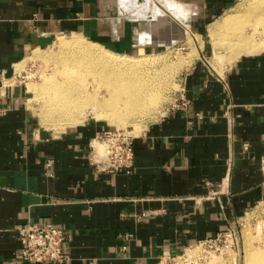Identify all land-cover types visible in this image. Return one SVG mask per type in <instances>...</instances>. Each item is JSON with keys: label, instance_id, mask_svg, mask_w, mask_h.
<instances>
[{"label": "crops", "instance_id": "0c3cea01", "mask_svg": "<svg viewBox=\"0 0 264 264\" xmlns=\"http://www.w3.org/2000/svg\"><path fill=\"white\" fill-rule=\"evenodd\" d=\"M199 1L192 15L205 24L237 0ZM142 30L157 36L119 0H0V264H35L18 233L39 223L64 230L63 264H159L264 204V51L220 72L202 49L182 78L187 107L134 136L130 172L93 164L95 124L59 135L37 127L18 66L64 33L117 53L162 48L141 44Z\"/></svg>", "mask_w": 264, "mask_h": 264}, {"label": "rangeland", "instance_id": "374dc122", "mask_svg": "<svg viewBox=\"0 0 264 264\" xmlns=\"http://www.w3.org/2000/svg\"><path fill=\"white\" fill-rule=\"evenodd\" d=\"M156 1L158 2V4H160L159 6L157 5ZM198 1L199 0H169L168 2V0H139V1L138 0H128L130 4V10H127L123 4L124 1L119 0V5L121 7L122 13L124 12V14L128 15L130 19H133V20L137 19V21H139L140 23L141 22L153 23V27L155 28L157 26H161L162 28L163 27L162 25L166 22L167 23L169 22V24H172L174 26L171 29H169L171 36L173 37L172 38L173 40L167 43L168 48H164L165 45L162 44V42H164V39H163L164 37H162V35L159 34L158 30L156 31L157 38L153 37V39L152 38L147 39L146 36H144V35H147V33L144 30H142L141 37L143 40L140 41L141 44L149 43L156 47H162V48L156 51H146V52L141 51V52L125 53V54L132 55L133 57L134 56L140 57V58L142 57V59H145L144 61L146 63L144 62L143 64L144 66L142 65L140 67L141 69H145L146 71L151 70L150 72L154 74H155V71H158V72L160 70L162 71V72L160 71L159 73L156 72V75L154 77H156L157 80H154L155 78L153 77L150 79V81L152 82L151 84L149 81V85L151 86L152 89L150 88V86L149 88L151 89L152 94H154V96L157 94L156 95V98H157L156 100L158 102L156 105L157 107L155 106L154 109H149L144 115H142V117L131 119L130 120L131 123L125 126H116L113 123H111L109 120H107L106 118L98 117L96 113L93 114V111L91 109H88L86 111L85 116L83 117L85 119H82L83 122L75 126L86 124V123H91V124H95L96 126H99V128L102 129L103 131L118 130V131L126 132L127 134L133 137L138 136L142 133V131L147 127L148 124L158 120L159 117L162 116L163 113H165L167 110L171 109L175 104L178 103L179 94L182 88L181 82H182V78L185 73L186 67L187 65L191 64L196 58L199 57V53L202 49L205 50V52L208 54V57H207L208 63H210V65L218 69L220 72L223 71L231 63H233L236 59H238L241 55L248 53L246 51H240V52L237 51L236 53L235 50H231V48L228 47V44L224 46H220L217 49L215 47L214 41L211 38V28L216 23V21L217 22L220 21L221 18L224 17V15L226 16L228 14L234 13L236 10V7L239 6L240 4L242 3L252 4V3H258V2L264 3V0H237L231 6L230 9H228L226 12H221L220 16L214 18L213 20L205 24L200 23V22L198 23L197 21H195L194 19L196 17L192 15L198 9H200V7H202L201 6L202 4L201 3L199 4ZM165 4L166 5L168 4V5L166 6ZM259 8H258L259 11H256V13L259 12L260 14H262V12H264L263 11L264 4L260 6ZM242 17L240 16V18L244 20V17L243 18ZM248 18H251V24L246 25V26L244 25V28H246L244 29V32H246V34H250L251 30H253L254 32L255 31L254 28L256 26H259L258 28L257 27L256 28L259 30L260 33L259 32L254 33L255 35L257 34L256 36L255 35L254 36L257 40H259V38L260 39L263 38L264 37V24L261 26L258 25V23H256L257 21L255 22V15L248 17ZM159 21L161 22L163 21L162 23L160 22L162 25L161 24L158 25ZM252 24L254 25L252 26ZM178 25L180 27H178ZM198 26L200 27L202 32L197 30ZM177 29H178V32H176ZM185 34L188 36L186 37ZM257 36L258 37L261 36V37L258 38ZM174 37L176 38L177 41L178 40L180 41L176 42ZM61 38H65L70 41L81 39L85 41L86 43L91 41V40H87L81 34H78V33L58 34L56 37H54L50 41V43L47 46L43 47L42 49H37L32 54V56L28 59V61L24 63L23 66L22 65L18 66V68H20L19 70L25 71L23 73V76L25 77L24 80L26 84L28 85V89L32 88L30 86L33 84L32 86L34 88L35 93L30 91L31 94L30 93L28 94L27 107L35 118V124L37 125L38 128L45 130L47 132H50L51 134H54V135H59L62 132H65L75 126L70 127V126L64 125L65 127L64 126L58 127L57 125V127H55L54 124L56 125V123L57 124H60V123L59 122L52 123L50 121L52 123L51 124L47 120L48 117L44 119L45 117L43 116L44 112H42V110L44 109L42 107L43 106L42 104H44V101L40 97V94L37 92L36 88L37 86L42 84L43 82L42 76L44 75L54 76V77L57 76L56 78L58 80L62 79V76L58 72L62 69V66L59 67L61 64L57 62L60 56H63L65 54L67 56L68 54L66 52V48H63L64 46L63 43L59 40ZM173 41L176 43L173 44ZM91 42L96 44L95 46L99 49H101V47L104 49H107L104 46L94 41H91ZM149 62H151V64H149ZM56 68L57 70H55ZM87 80H88V83L91 84V86L95 84L97 85V82H94L92 77L90 76L87 77ZM34 85H37V86H34ZM101 92H102V95L105 94L106 92L105 86L101 87ZM42 116H43V119H41ZM43 120H45L46 122H44ZM49 125L52 127H50ZM236 228H237L238 235H239L238 242H236L235 240H221L217 242L216 244H212V245H207V246H202V247L196 246L192 248L191 251H187V252L192 253V255L197 258V262H196L197 264H246V262L244 261L245 253H246L245 248L248 247V245L252 247H257V246L259 247L264 244V204L256 205L252 207L251 209H249L247 213L241 218ZM259 231L261 234H259ZM258 237L263 238V239L259 240ZM196 263H192V264H196ZM159 264H167V263L164 260H161Z\"/></svg>", "mask_w": 264, "mask_h": 264}, {"label": "bare ground", "instance_id": "6f19581e", "mask_svg": "<svg viewBox=\"0 0 264 264\" xmlns=\"http://www.w3.org/2000/svg\"><path fill=\"white\" fill-rule=\"evenodd\" d=\"M123 1L125 8L130 10V4L128 0ZM156 3L158 6L160 5L157 1ZM263 4V2L252 4L242 3L236 7L234 13L228 14L226 16L224 15L220 21H216V23L211 28V38L214 41L215 47L218 49L220 46L228 44V47L231 48V50H235L236 53L237 51H246L248 53L264 51V37L260 39L259 37L261 36H257L259 38V40H257L255 38L257 34H254L259 32L257 29L259 26L254 28V32L251 30L250 34H246V32H244V29H246L244 28V25L246 26L251 24V18L248 17L255 15V22L257 21L256 23H258L260 26L264 24V12H262V14L259 12L256 13V11H259L258 8ZM240 16H243L244 20L241 19ZM160 22L161 21H159L158 25L162 23ZM144 23L146 24V22H141V24ZM253 25L254 24H252V26ZM162 26V28L161 26H157L155 29L156 31L158 30L162 37H164V42H162L163 40L161 41L162 44L165 45L164 48H168L167 43L173 40L169 29L174 26L169 24V22L164 23ZM178 27L180 26L178 25ZM178 29L176 32H178ZM187 36L188 35H186V37ZM174 39L176 40L175 37ZM59 40L63 43V48H66V52L68 54L67 56L66 54H62L63 56H60L57 62L61 64L59 67L62 66V69L58 71L62 76V79L58 80L56 78L57 76L54 77L44 75L42 76V84L39 86L34 85L37 86L36 90L44 101V104H42L44 109H41L42 112H44V114L42 113L43 116H45L44 119L48 117L47 120L49 122H59L60 124H54L55 127H57V125L58 127H63L64 125L72 127L82 123V119H85L83 117L85 116L88 109H91L93 114L96 113L98 117L106 118L116 126H125L131 123V119L142 117V115H144L149 109H154V107L157 105V94L155 96L152 94V88L149 85V81L156 75V72L158 71H155L154 74L150 72V69V71L141 69L140 67L145 62V59H142V57H133L129 54L117 53L109 49H104L100 45L99 46L101 49H99L95 46L96 44L91 41L86 43L81 39L70 41L65 38H61ZM141 40H143L142 37ZM178 41L176 40V42ZM176 42L173 41V44ZM149 64H151V62H149ZM55 70H57V68ZM89 76L93 78L94 82H97V85L95 84L91 86V84L88 83L87 77ZM154 78V80H157L156 77ZM151 83L152 82L150 81V84ZM32 85L30 86L32 88H29V91L34 92ZM102 86H105L106 88L104 95H102L101 92ZM43 116L41 119H43ZM43 121L46 122L45 120ZM99 146V144H96L97 148H99ZM259 234H261L260 231ZM258 238L259 240L263 239L260 237ZM245 249L246 253L244 261L246 264H264V244L259 247H252L248 245V247ZM189 255H192V253H189Z\"/></svg>", "mask_w": 264, "mask_h": 264}, {"label": "built area", "instance_id": "2783aa9c", "mask_svg": "<svg viewBox=\"0 0 264 264\" xmlns=\"http://www.w3.org/2000/svg\"><path fill=\"white\" fill-rule=\"evenodd\" d=\"M187 105L188 102L182 98L172 109L186 108ZM133 140L134 137L126 132L103 131L92 142V156L95 159L93 164L101 167L102 170L111 172H130L134 165ZM96 144L100 145L99 148L96 147ZM18 234L21 243V256L24 260L35 264H63L68 260L65 251L67 236L60 227L52 223L29 224L22 227ZM238 239L237 228H230L219 233L215 238L197 243L180 255L168 256L163 260L167 264L196 263L197 258L187 252L192 248L216 244L221 240L238 242Z\"/></svg>", "mask_w": 264, "mask_h": 264}]
</instances>
